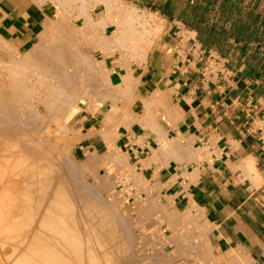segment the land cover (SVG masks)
Instances as JSON below:
<instances>
[{"label":"crops","instance_id":"0c3cea01","mask_svg":"<svg viewBox=\"0 0 264 264\" xmlns=\"http://www.w3.org/2000/svg\"><path fill=\"white\" fill-rule=\"evenodd\" d=\"M115 1L152 15L156 23L142 57L118 49L104 58L99 53L111 83L97 102L72 115L73 160L89 184L75 189L86 199L77 207L94 206L89 214L104 221L93 219L106 226L94 222L103 232L109 202L116 213L129 208L142 249L165 256L159 264H264V0ZM76 6L62 14L78 15ZM99 7L98 20L106 15L105 6ZM58 9L47 0H0V38L29 52L42 43ZM115 25L107 26L106 36ZM87 189L98 192L92 193L102 203ZM59 205L55 214L64 212ZM63 214L62 225L73 221ZM74 217V224L63 227L80 229ZM81 229L74 238L81 234L84 247L86 240L95 246L86 249L92 259L85 248L81 255L80 243L79 252H60L43 232L39 255L55 264H104L107 238L101 239L107 234L94 230L89 239Z\"/></svg>","mask_w":264,"mask_h":264},{"label":"bare ground","instance_id":"6f19581e","mask_svg":"<svg viewBox=\"0 0 264 264\" xmlns=\"http://www.w3.org/2000/svg\"><path fill=\"white\" fill-rule=\"evenodd\" d=\"M34 1V0H33ZM36 2H38L37 0H35ZM47 1H51V2H55L56 4H57V6H58V12H59V16H58V18H57V20H55V21H53V22H50V24H48L47 26H46V29H45V32L43 33V37H42V41H40V42H42V43H39V44H42L43 46L41 47V45H36V46H34L29 52H27L24 56H20V57H13V60H11V59H9L10 60V62H5L6 60H5V58H4V60L2 59L1 60V58H0V73H1V82H2V84L0 85V159H1V162L3 163V165L4 166H2L1 168H0V225L1 224H3V222L5 221V220H7L8 221V225H6V227H5V232L7 233V235H6V239L4 238V240L2 239L1 240V242L2 243H4L5 245H8V247L7 248H9V250H11V252H8V254H7V256H6V254H4V257L6 256V260H7V262H9V263H11V264H39V261H40V263H41V259L43 258V255H44V253H41L40 252V255H39V237L43 234V233H45L44 235H43V237H45V238H47L48 240H49V242L51 243V242H53V241H56V245H57V247L56 246H54V247H56V248H58V249H60V248H62V250L60 251V252H63L64 251V249H67V250H69V249H76L77 248V243H80L81 245H82V243L84 244V242H85V239H84V242H82L83 240L81 239L82 237H81V234H80V236L79 237H77L78 238V240L80 239L81 240V242H79L76 238H74V236L76 235V233L78 234V232H80L81 233V231H80V229H81V227L82 226H80V227H78V228H80V229H76L77 227V225L75 226H70L69 227V229H66V228H64L63 226H65V225H68L69 226V224L71 223H73L74 224V222L72 221V222H69L68 224H65V225H62L63 223H65V221L63 220V218L62 217H64V212H65V215L67 214L68 215V212L71 210V206L70 205H68L67 204V202L69 203V201H71V200H69L68 199V197L70 196V194L68 195V197H67V195L66 194H64V189L65 188H68V192H71L70 191V189H69V187H68V185H67V187L65 186V183H63L62 184V182L63 181H61V180H65V179H61L60 181H61V184H62V189L63 190H61V193H59L60 191H58V189H61V187L59 188V186L58 187H56L57 189H55V191L57 192V195H56V193H55V196H53V198H52V196H50V199H51V208L49 209V207H48V209H47V207H46V212H44L45 214H44V218H43V220H42V223L41 224H39V205L41 204L39 201H43V198H40L39 199V184L42 186V188L45 186V187H47L48 185L50 186V182L51 181H49V180H45L44 178H45V175H49V174H47V172H49L47 169H46V167L45 168H43V169H45L44 171H46V174L44 173V177H42V180L40 179L39 180V177L42 175L43 176V173H41L42 172V170L43 169H41L43 166H41V172H40V170H39V166L40 165H42V164H44V163H42V161L43 160H46L47 161V159H45L46 157H49V156H47L51 151H49L50 150V148H49V150L47 151H45L44 149H42L41 150V147L39 146V145H36L37 144V142H35L34 141V139H32V141L30 140V142H26V141H24L23 143L21 142V146H19V147H10V144H9V141H8V138L10 139V137L9 136H12L11 135V130L12 129H14L13 127H12V125L13 124H16L15 122H10L11 121V119H14L15 121H18L19 123H20V125L21 126H25V128H27V126H30V123H32L31 121H33V125L35 126V129H36V122H35V124H34V120H35V118H32L33 117V115H32V117L31 118H29L30 116H28V119H29V121H28V119L26 120V118L25 119H23L24 117V113H19L18 111V114L19 115H16V113L13 111V113H15V115L16 116H14L13 118H11V116H13V113H8V110H12V107H11V105L9 106L8 105V103L5 101V99L6 98H8V100H11L12 102H13V104L15 105V106H18V108L19 107H21L22 108V111L24 112L25 110H28V109H26V107L28 106V102H27V105H24L23 103L25 102V98L27 99H29L30 98V96H32L33 97V93L34 94H36V96H37V94H38V96L37 97H33V102L35 103V105L38 107V105H43V106H45V108L43 107V106H41V107H43L45 110H46V114H47V116H46V114L44 115L43 113V115L44 116H46V117H48V119L49 120H51V121H56V120H62V125H61V127L62 128H60V129H63V127L64 128H66L67 126H66V123L67 122H65V119L68 117V116H70L71 115V112L73 111V109L75 108V103H76V100H77V98H79V97H77V96H75L76 94H75V92H74V96H72L73 95V91H75V90H78L77 89V87H78V85H76L77 83H74V81H76V76H75V73H73V75L71 76V74L69 73V72H71V71H69L68 73L70 74V76L71 77H69V76H67V77H65V76H63V75H65L66 73H65V70H63L64 71V73H61V75H62V77L63 78H61V76H60V74L58 73V76L56 75V77H60L59 79L60 80H58V81H52V82H48V81H46V74L43 76V74L46 72H44L43 73V71L44 70H48V72L49 73H51L52 72V70H54L55 68H57V66H59V65H53L54 64V62H56V60L54 61L53 60V58H57V57H55V56H53L52 58L49 56L50 54L48 53V56L50 57V59L52 60L51 61V66L53 65L55 68L53 69V67H49V65H48V67L49 68H51V69H48L47 67H45V65H40V64H42V62L40 61V64H39V58H41L42 56H40V54H39V49L40 48H44V46H45V43H46V38L47 37H49V38H52V36H54V32H57L58 34H59V39H57V37H56V39L57 40H59V41H61V39L63 40V38L64 37H67L68 36V38H69V36L73 33V32H71V34L69 35V34H67V29H66V25L67 24H69L70 23V18H75V19H77V20H82V23H83V27H82V29H81V27L79 28L80 30H82V34L84 33V35H85V37L86 38H84V36H83V38L84 39H87V40H89L90 38H92V37H95L96 38V36H98V39L100 38V35L97 33L98 31H99V29H102V30H105L106 28H107V26L111 23V22H114L116 25V30L115 31H113V33H111L112 35H111V38L109 39V40H104V41H102L103 42V47H106V48H108L109 46H111V48L113 47H115V46H117L118 44H116V43H121V41H122V38H123V36L121 37V29H122V27H128L127 28V30L130 28V30L129 31H131V29L133 30L134 29V31H136L138 34H136L135 33V35L134 36H136V35H139V36H141V38H143L142 40H144L145 42H147V40L151 37V36H153L152 35V33L150 32V30L149 29H145V28H141V30H138L139 28H136L135 27V25L136 24H139L141 27H143V26H145V25H143V23H141L140 22V20H141V17L136 13L137 11H135V10H127L126 12H125V14H124V17L121 19V20H118L114 15H113V12L114 11H116L117 13L119 12L118 10H119V6H118V3H117V1H113L112 3H111V0H68L67 2H66V0L64 1H62V0H47ZM114 3V4H113ZM87 4H90V6L89 7H86L87 6ZM98 4H103L104 6H105V8H106V15L103 17V18H101V19H99L98 21H96L92 16H90V14H89V11L91 10V9H93V7H95V6H97ZM70 5H72V6H75V5H77L76 6V8L74 9V11H76L77 12V14L78 15H76V16H73V17H71V16H65V15H63L62 14V12H67L68 10H67V6H70ZM17 22V21H16ZM144 24H145V22H144ZM148 24V23H147ZM148 26V25H147ZM74 28L75 29H77L75 26H74ZM69 30V29H68ZM78 30V29H77ZM80 32V31H79ZM78 32V33H79ZM100 32V31H99ZM125 32V31H124ZM57 33L55 34V35H57ZM132 33V32H131ZM74 34V38H76V36H75V32L73 33ZM80 34V33H79ZM82 34H80V35H82ZM78 35V34H77ZM103 35V34H102ZM125 35V34H124ZM127 36V38H128V34H126ZM73 36V35H72ZM72 36H70V40L71 39H73L72 38ZM78 37V36H77ZM125 37V36H124ZM130 37V36H129ZM61 38V39H60ZM68 38H66V40L68 39ZM136 38H138V37H136ZM1 39V38H0ZM53 39V38H52ZM125 39V38H124ZM129 39V38H128ZM135 39V38H134ZM54 40V39H53ZM70 40L68 41V42H70ZM93 40H95V39H93ZM127 40V39H126ZM141 40V41H142ZM64 41H65V38H64ZM97 41V40H96ZM124 41V40H123ZM134 41V40H133ZM132 41V42H133ZM137 41V40H136ZM143 41V42H144ZM149 41V40H148ZM48 42V41H47ZM52 42H54L53 44H54V46H56V45H58L59 46V44L61 43V42H59V44H56L55 43V41H52ZM94 42V41H93ZM131 42V43H132ZM138 42V41H137ZM151 42V41H150ZM139 43V42H138ZM137 43V44H138ZM141 43V42H140ZM148 43V42H147ZM47 44V43H46ZM49 44V43H48ZM56 44V45H55ZM65 44V43H64ZM64 44H62V45H60V46H63ZM72 44V42H70V44L69 45H71ZM93 44H95V43H93ZM121 44H124V43H121ZM126 44V43H125ZM137 44H135L134 45V48H133V50H134V52L137 50V52H138V50L140 51V49L138 48V46H137ZM142 44V43H141ZM68 45V46H69ZM14 46V45H13ZM49 46V45H48ZM57 46V48L56 47H54V48H56V49H59L60 48V46L58 47ZM119 46V48L120 49H123V48H121L123 45H118ZM117 46V47H118ZM126 46V45H125ZM128 46V45H127ZM49 47H51V46H49ZM48 47V51H50L49 49H52L53 48V45H52V47L51 48H49ZM65 47H66V45H65ZM79 48H77V51L80 49V50H82V51H78L77 53H74V55L75 56H77V58H78V60H79V63L81 62V63H83V65H84V63L87 61V62H89L90 63V61H91V58H96V54H92V53H94V49H95V46L93 45H91L90 44V46H88V47H86L87 49L85 50V47L84 48H80V47H82V46H78ZM89 47H90V50H89ZM140 47V46H139ZM8 48V47H7ZM46 48V47H45ZM44 48V49H45ZM53 48V50H55L56 51V49H54ZM62 48V47H61ZM69 48V50H70V48L71 47H68ZM73 48H74V46H73ZM72 48V49H73ZM144 48V47H143ZM3 49V48H2ZM6 49V48H5ZM9 49H10V47H9ZM15 49H17V48H15ZM14 49V50H15ZM63 49V48H62ZM61 49V50H62ZM65 49V48H64ZM142 49V48H141ZM74 50V49H73ZM114 50V49H113ZM4 51V53H6V54H8V53H10V52H5V51H7V50H3ZM47 51V52H48ZM71 51V50H70ZM109 51L111 52V50L109 49ZM141 51H143V49L141 50ZM52 52V51H51ZM62 51H59L58 50V53L59 54H57L58 55V57H59V55H60V53H61ZM65 52H67V50L65 51ZM64 51H63V53H65ZM110 52H107V53H105V55L106 56H108L109 55V53ZM45 53V52H44ZM54 53V52H53ZM3 55V54H2ZM9 55V54H8ZM47 55V54H46ZM45 56V55H44ZM47 56V57H48ZM75 56H73V57H75ZM62 57H65V56H62ZM69 57H71V55H70V53H69ZM8 57H6V59H7ZM9 58H12L11 56L9 57ZM75 59H76V57H75ZM78 60H76V63H77V61ZM93 60V59H92ZM48 61V59L45 61V62H47ZM50 61V60H49ZM54 61V62H53ZM57 61H58V59H57ZM67 61V60H66ZM53 62V63H52ZM65 62V61H64ZM95 62V61H94ZM49 63V62H48ZM61 63V62H60ZM66 63V65H68L69 63L68 62H65ZM78 63V65L77 66H75V70H76V67H80V65H82L81 63L79 64ZM39 64V65H38ZM43 64H44V62H43ZM62 64H63V66L62 67H64V63L62 62ZM61 64V65H62ZM87 64V63H86ZM86 64H85V66H86ZM90 64H93V62H91ZM89 64V65H90ZM88 65V64H87ZM47 66V65H46ZM91 67H92V65H90ZM89 66V68H87V66H86V69L85 70H87V69H89V70H87L85 73H87L88 71L90 72V74H91V67ZM60 67V66H59ZM58 67V68H59ZM72 67H74V66H72ZM93 69L92 70H94L95 69V63H94V66L92 67ZM4 69V70H3ZM64 69H66V68H64ZM68 69H69V65H68ZM102 69V68H101ZM43 70V71H42ZM49 70H51V72L49 71ZM70 70V69H69ZM85 70H83V71H85ZM104 70V69H103ZM27 71H32L33 72V74L32 75H34V73H36L37 71H39L40 73H43L42 75L40 74V73H38V74H40V79L41 80H43V79H45V83H43L42 81V83L44 84V85H46V86H42V87H48V90L46 89L45 90V92H41L40 91V89H39V91H37L38 89H36L37 87H35V88H33V87H31L30 86V84L32 83H34V84H37V82L36 81H38L39 80V76L37 75H35V76H31V77H35V81L34 82H29V80H27L26 78L27 77H25V74H26V72ZM42 71V72H41ZM59 72H60V69L58 70ZM68 71V70H67ZM66 71V72H67ZM77 71V70H76ZM48 72H46V73H48ZM56 72V74H57V71H55ZM78 72H80V71H78ZM78 72H76V75L78 74ZM82 72V71H81ZM80 72V73H81ZM93 72V71H92ZM67 73V75H69ZM79 73V74H80ZM83 73H81V75H82ZM48 75V74H47ZM84 75V74H83ZM82 75V76H83ZM89 75V74H88ZM26 76H28V75H26ZM51 77H52V79L53 78H55V77H53V74L52 75H50ZM54 76H55V73H54ZM91 76V75H90ZM108 77V76H107ZM28 78H29V76H28ZM78 78H80V75L78 76ZM91 77H89V79H90ZM33 79V78H32ZM38 79V80H37ZM56 79V78H55ZM80 79H82V77L80 78ZM48 80V79H47ZM51 80V79H50ZM88 80V79H87ZM86 80V81H87ZM85 81V80H84ZM89 81V80H88ZM36 82V83H35ZM39 82H40V80H39ZM77 82L79 83V80L77 79ZM81 82V81H80ZM83 82V81H82ZM42 83H41V85H42ZM85 83V82H84ZM106 83V82H105ZM108 83V82H107ZM80 85H81V83H79ZM38 85H40V83H38ZM87 85V84H86ZM128 85V84H127ZM35 86V85H34ZM37 86V85H36ZM83 86V85H82ZM81 86V87H82ZM119 86V85H118ZM41 87V86H40ZM41 87V88H42ZM50 87V88H49ZM70 87H72V88H70ZM80 87V88H81ZM110 88V87H109ZM45 89V88H44ZM71 89H74L73 91L71 90ZM87 89V88H86ZM43 90V89H42ZM91 90H93V89H91ZM123 90H121V92H122ZM127 92V91H126ZM78 94V93H77ZM82 94V93H81ZM90 94V93H89ZM40 95V96H39ZM79 96H80V98L79 99H81L82 97H81V95H80V93H79ZM93 96V95H92ZM74 97H76V98H74ZM91 97V96H90ZM101 97V96H100ZM122 98V97H121ZM31 100V101H32ZM10 101V102H11ZM30 101V100H29ZM30 101V102H31ZM6 102V103H5ZM32 102V103H33ZM13 105V106H14ZM30 105H32V104H30ZM9 107H11V108H8ZM25 107V110L23 109ZM33 107H35V106H33ZM27 108H29V107H27ZM31 108H32V106H31ZM30 108V109H31ZM15 110H16V107L14 108ZM34 109H36V107L34 108ZM75 110V109H74ZM9 111V112H10ZM20 111V110H19ZM21 111V112H22ZM31 111H32V113H31ZM33 108H32V110H30V113L31 114H33ZM12 112V111H11ZM25 112H27V111H25ZM29 112H28V114L29 115H31ZM36 113V111L34 112V114ZM39 111L35 114V117H37V119L39 120V118H38V115H39ZM10 114H12V115H10ZM40 115H41V113H40ZM44 116H43V118H44ZM23 117V118H22ZM42 117V116H41ZM50 117V118H49ZM11 118V119H10ZM20 118H22L23 119V121H20L19 119ZM63 118V119H62ZM70 118V117H69ZM30 119H31V121H30ZM34 119V120H33ZM41 119V118H40ZM44 119H46V118H44ZM44 119H43V121H44ZM13 120V121H14ZM123 120V119H122ZM43 121H41V122H43ZM10 123H12V125L10 124ZM29 123V124H28ZM48 123V122H47ZM46 123V124H47ZM7 124H9V125H11V126H9L8 128H7ZM32 125V124H31ZM32 125V126H33ZM33 126V127H34ZM75 126V125H74ZM10 127L12 128L11 130H10ZM16 127L18 128H20V126H17V124H16ZM17 128H15L16 130H17ZM29 128V127H28ZM27 128V129H28ZM38 128H39V126H38ZM14 129V130H15ZM30 129H32V128H29V130L28 131H30ZM19 130V131H18ZM17 130V133L18 132H20V131H22L21 130V128L20 129H18ZM26 130V129H25ZM34 130V129H33ZM38 130V129H37ZM13 131V130H12ZM66 131V130H65ZM27 132V131H26ZM22 133V132H21ZM24 133V132H23ZM63 134V133H62ZM80 135V134H79ZM24 139V138H23ZM20 140V139H19ZM25 140H27L26 138H25ZM36 140V139H35ZM38 140V139H37ZM28 141V140H27ZM39 141V140H38ZM31 142H35L36 144V146H38V147H40V148H38V147H35V149H33L34 147H33V144L31 143ZM40 143H42V141H39ZM78 142V141H77ZM11 143V142H10ZM13 143V142H12ZM12 145V144H11ZM47 144H45V146H46ZM16 146V145H15ZM43 147V146H42ZM109 147V146H108ZM113 147V146H112ZM46 148H48V147H46ZM45 148V149H46ZM64 153V152H63ZM61 156V155H60ZM112 156V158H114L113 160H115L116 158V156L114 157V154L113 155H111ZM110 156V157H111ZM58 157V156H57ZM67 158V157H66ZM94 158V157H93ZM103 159V158H102ZM62 160H63V158H62ZM68 160V159H67ZM99 160H100V158H99ZM54 161H56V160H54ZM70 161V160H69ZM119 161V160H118ZM117 161V162H118ZM49 162V164H50V161H48ZM47 162V163H48ZM65 162V161H64ZM68 162V161H67ZM96 162V161H95ZM42 163V164H41ZM56 163V162H55ZM54 163V164H55ZM91 163H92V161H91ZM91 163H89V164H91ZM99 163V161L97 160V164ZM40 164V165H39ZM51 164H52V162H51ZM60 164V163H59ZM72 164V163H71ZM82 164H83V162H82ZM86 164H88V163H84V165H83V167L84 166H88V165H86ZM95 164V163H94ZM2 165V164H1ZM60 166V165H59ZM82 166V165H81ZM92 166V165H91ZM89 167V166H88ZM87 167V168H88ZM60 168V167H59ZM63 169V168H62ZM52 170V169H51ZM51 170H50V172H51ZM60 170V169H59ZM66 170V169H65ZM68 170V169H67ZM85 170V169H84ZM92 171H94V169H91ZM55 171H57V169L55 170ZM54 171V172H55ZM91 171V172H92ZM39 172H40V176H39ZM53 172V171H52ZM66 172V171H65ZM70 172H72L71 170H70ZM95 172V171H94ZM80 173V172H79ZM50 174H52V173H50ZM67 174L69 175V174H71V173H69V172H67ZM73 174H75V172L73 173ZM54 175V174H53ZM50 176V175H49ZM52 176V175H51ZM70 176V175H69ZM69 176L67 177V178H69ZM72 176H74V175H72L71 174V179H73L72 178ZM118 176V175H117ZM54 177V176H53ZM53 177H51V179L49 178V177H47V178H49L50 180H52L53 181ZM80 177V176H79ZM84 177V176H83ZM34 178V181L33 180H30V179H33ZM55 178V177H54ZM74 178H75V176H74ZM76 178H77V176H76ZM82 178V177H81ZM44 179V180H43ZM56 179V178H55ZM78 180V179H77ZM39 181H40V183H39ZM48 181V182H47ZM66 181V180H65ZM73 182V180H70V182ZM67 182V181H66ZM78 182V181H77ZM76 182V183H77ZM50 183V184H49ZM54 183V182H53ZM74 183V182H73ZM73 183H71V184H73ZM105 183H107V182H105ZM33 184V185H32ZM58 184H59V182H58ZM61 184H59V185H61ZM83 184V183H82ZM88 186H89V184L88 183H86ZM29 185H31L30 187H32L33 189H35V191H36V193L35 194H37L35 197L36 198H34V195H28V193L27 192H25V193H23V194H20V191L21 190H23V187H26V186H29ZM70 185V184H69ZM75 185V184H74ZM78 185V184H77ZM85 185V184H84ZM83 185V187L85 188V186ZM92 185V184H91ZM63 186H65V187H63ZM72 186V185H71ZM101 186V189H103L104 187H106V186H104V187H102V185H100ZM109 186V185H108ZM29 188V187H28ZM50 188V187H49ZM76 188V187H75ZM84 188H82V189H84ZM96 188V187H95ZM97 188H99V187H97ZM48 189V188H47ZM46 189V190H47ZM78 189H79V187H78ZM86 189V188H85ZM105 189V188H104ZM25 190V189H24ZM27 190V189H26ZM44 190V189H43ZM73 190H75V189H73ZM80 190V189H79ZM97 190H99V189H96V191ZM48 191V190H47ZM50 191V190H49ZM52 191V190H51ZM85 191V190H84ZM89 191H91L90 193H92L94 190H88L87 189V192L89 193ZM28 192H30V191H28ZM63 192V193H62ZM67 192V193H68ZM76 192V195L78 194L77 193V191H75ZM86 192V193H87ZM52 193H53V191H52ZM65 193H66V191H65ZM87 193V194H88ZM89 193V194H90ZM93 193H95V195H97L96 197H98L99 195L98 194H96V193H98V192H93ZM93 193H92V195L91 196H93ZM32 194V193H31ZM49 194V193H48ZM54 194V193H53ZM52 194V195H53ZM81 193H79L78 194V196L80 195ZM86 194V195H87ZM100 194H101V192H100ZM50 195V194H49ZM72 197H73V192H72ZM40 196H43V195H41L40 194ZM77 196V197H78ZM83 196H85V195H83ZM88 197H89V195H87ZM101 196V195H100ZM94 197V196H93ZM96 197H94L95 199H96ZM71 198V197H70ZM75 197H73V199H74ZM87 198V197H86ZM101 198H102V196H101ZM101 198H99V201H100V199ZM73 199H72V202H73ZM82 199H83V197H82ZM88 199V198H87ZM98 199V198H97ZM96 199V200H97ZM103 199V198H102ZM45 198H44V202H45ZM77 200V199H76ZM80 199H79V197H78V201H79ZM86 201V199H85V197H84V199H83V201ZM92 200V199H91ZM95 200V202L96 203H98L97 201ZM75 201V200H74ZM80 201H82V200H80ZM80 201H79V204H80ZM85 201H84V204H85ZM104 201V200H103ZM63 202H64V204H63ZM71 202V203H72ZM94 201L92 200V203H93ZM40 203V204H39ZM61 203V204H60ZM74 203V202H73ZM72 203V204H73ZM100 203H102V200L100 201ZM100 203H98V205H99V207L101 208L102 206L100 205ZM114 203V202H113ZM28 204H32V206H30V210H29V206H28ZM61 205V206H63V207H65L64 209H62V210H64V212L63 213H61L60 212V210H57V211H59L61 214H63V216L60 214H58V213H54V207L56 206V205ZM71 204V205H72ZM84 204H83V207H84ZM94 204V203H93ZM44 205V204H43ZM48 205H50V203H48ZM59 205V206H60ZM65 205V206H64ZM73 205H75V204H73ZM89 205V204H88ZM97 205V204H96ZM97 205V206H98ZM6 206H7V212H6V210H5V208H6ZM41 207H42V204L40 205ZM76 206H78V205H76ZM106 206H108V205H106ZM105 206V208L106 209H108L107 207ZM114 206H115V204H114ZM41 207H40V210H41ZM80 207H82V206H80ZM94 207V206H93ZM93 207H92V209L90 208V210L92 211H94V209H93ZM99 207H97V208H99ZM112 207V206H111ZM56 209H57V206L55 207ZM61 207H59L58 209H60ZM72 208H74V207H72ZM76 208H78V212H80L81 210H79V207H76ZM88 208V206L85 208V209H87ZM100 208H99V212H100V214H102L101 213V211H100ZM103 208V207H102ZM105 208H103V210L102 211H104V209ZM113 208H115V207H113ZM45 209V208H44ZM70 209V210H69ZM85 209H83V210H85ZM4 210H5V212H4ZM43 210V209H42ZM74 210V209H73ZM72 210V211H73ZM90 210L88 211V210H85V211H88V212H90ZM109 210V209H108ZM107 210V211H108ZM114 210V209H113ZM112 210V211H113ZM76 211V209L74 210V212ZM117 211V210H116ZM56 212V211H55ZM82 212H84V211H82ZM96 212V211H95ZM98 212V211H97ZM99 212L97 213V214H99ZM110 212V211H109ZM56 215V217L58 216L59 218L57 219V218H55V220H57V223H55V224H58L59 226H56L55 224H54V219H53V215L54 214ZM77 213V212H76ZM91 213V212H90ZM104 213V212H103ZM114 213V212H113ZM46 214H48V215H46ZM58 214V215H57ZM83 214V213H82ZM86 214V216H87V218L89 217V215L91 216H93V213L92 214H89V215H87V213H85ZM85 214H83V215H85ZM99 214V215H100ZM106 214V217H107V221H108V218H111V217H109L108 216V213L106 212L105 213ZM105 214H103V215H101V217H103ZM117 214V213H116ZM41 215V214H40ZM66 215V216H67ZM72 215V212H69V216H71ZM77 216L79 215V214H76ZM75 214H74V216H76ZM81 215V214H80ZM110 215H112L113 217H115L113 214H111V212H110ZM43 216V215H42ZM61 216V217H60ZM67 217V219L68 218H70V217ZM73 216V215H72ZM71 216V217H72ZM82 216V215H81ZM86 216H84V217H86ZM83 217V216H82ZM94 217V216H93ZM95 217H98V215L97 216H95ZM95 217L94 218H91V223H92V219H94L95 220ZM101 217H99V219L101 218ZM117 217V216H116ZM42 218V217H41ZM40 218V219H41ZM64 218H66V217H64ZM74 218H75V220L77 219V217H73V220H74ZM86 218V219H87ZM90 218H88V219H90ZM71 219V218H70ZM69 219V220H70ZM80 219V216H79V218H78V220ZM87 219V220H88ZM104 220H106L105 218H103ZM115 220H117L118 221V219L117 218H114ZM77 220V221H78ZM96 220H98V219H96ZM95 220V221H96ZM112 220V222L114 223L115 221H113V218L112 219H110V221ZM121 220V219H120ZM119 220V221H120ZM81 221V220H80ZM95 221H93V222H95ZM101 221H103L102 219L99 221L98 220V222L100 223ZM107 221H106V223H107ZM117 221L115 222V223H117ZM56 222V221H55ZM97 222V221H96ZM95 222V223H96ZM104 222V221H103ZM62 223V224H61ZM80 223V222H79ZM95 223H92V224H95ZM102 223V222H101ZM70 224V225H71ZM78 224V223H77ZM91 224V225H92ZM97 224V223H96ZM105 224V223H104ZM112 224V223H111ZM118 224H119V222H118ZM117 224V225H118ZM41 225V226H40ZM81 225H82V223H81ZM87 225V224H86ZM98 226L100 225V226H102L101 224H97ZM108 225L109 224H107V228H108ZM40 226V227H39ZM62 226V227H61ZM67 226V227H68ZM88 226V225H87ZM92 226H94V225H92ZM98 226H96V229L94 228V230H96L97 231V227ZM104 226V225H103ZM113 226V227H112ZM110 225V227L107 229V232H103V231H101V230H99L100 232H103V233H105V235L104 236H106V234H110L111 236V238L113 237V236H115V229H117L118 228V226H120L121 227V225H118V226H115V225ZM126 226V225H125ZM104 227H106V226H104ZM104 227H102V228H104ZM116 227V228H115ZM120 227H119V229H120ZM123 227H124V225H123ZM122 227V228H123ZM113 228H114V230H113ZM87 229L89 230V227H87ZM106 229L104 230V231H106ZM29 230H32L34 233H33V236H31L30 238H28L27 236L29 235H27V233H29L30 231ZM81 230H83V229H81ZM84 230H86V229H84ZM83 230V231H84ZM3 231V232H4ZM39 231H41L40 233H39ZM82 231V232H83ZM90 231V230H89ZM89 231H88V233H89ZM99 231H97V232H99ZM115 231V232H114ZM126 231V230H125ZM43 232V233H42ZM97 232H96V234H97ZM84 233V232H83ZM86 233V232H85ZM90 233H91V231H90ZM89 233V234H90ZM95 233V232H94ZM124 233V232H123ZM122 233V235H124ZM3 234V233H2ZM91 234H93V233H91ZM114 234V235H113ZM0 235H1V233H0ZM86 235V234H85ZM100 235V234H99ZM103 235V234H102ZM120 235V234H119ZM119 235H117V237L119 236ZM88 236V235H87ZM93 236V235H92ZM109 236V235H108ZM125 236V235H124ZM124 236H123V238H124ZM42 237V236H41ZM42 237V239L44 240V238ZM89 237V236H88ZM87 237V238H88ZM94 237H96V236H94ZM102 237V236H101ZM110 237H108V238H110ZM116 237V236H115ZM120 237H121V235H120ZM2 238V237H1ZM85 238H86V236H85ZM92 239H93V237H91ZM103 238V237H102ZM107 238V236L106 237H104L103 239H101V241L103 240L104 241V239H106ZM119 238V237H118ZM118 238H116V241H117V239ZM122 238V237H121ZM90 239V238H89ZM88 239V240H89ZM114 240L113 241H115V238H113ZM128 238L126 237V240H127ZM29 240V241H28ZM109 242H110V240H108ZM115 241V242H116ZM124 241H125V239H124ZM124 241H122V242H124ZM1 242H0V244H1ZM48 242V243H49ZM107 242V241H106ZM102 242V244L104 245V244H106V249H107V247H108V245L109 244H107V243H109V242ZM41 243V242H40ZM86 243H88L89 245H87V247H84V245H82V246H80V244H79V248H82L81 250H80V253H82L81 255H83V257H85L88 253L90 254H88L89 256L88 257H86V258H90V256H91V258L90 259H92V255H93V253H92V255H91V251L90 252H88V250H90V249H92V247H93V245L91 246V244L86 240ZM91 243H92V241H91ZM98 243H101V242H97V244ZM111 243V242H110ZM114 242H112V244H113ZM117 243V242H116ZM149 243V242H148ZM93 244H95L94 242H93ZM118 244V243H117ZM117 244H115L116 245V248H118V249H120L119 250V253H117L116 252V254H118L117 255V258H115L116 260L114 261L113 260V263H112V259L110 258V256H109V254L108 253H106L107 254V258H106V262L105 261H103L104 260V258H102V256L100 257L99 255V257L100 258H102L101 260L103 261V263L104 264H126V263H124V259H123V253H122V249H124V245H123V243H122V245H121V243H119L120 245L119 246H117ZM125 244V243H124ZM129 244H131V243H129ZM133 244V243H132ZM146 244V243H145ZM26 245H27V248H26ZM49 245H52V244H49ZM86 245V244H85ZM100 245V244H99ZM114 245V246H115ZM126 245H127V243H126ZM4 246V245H3ZM53 246V245H52ZM70 246H71V248H70ZM88 246H89V248H88ZM97 246V245H96ZM111 246V245H110ZM114 246H112V247H114ZM122 246H123V248H122ZM0 247H2V246H0ZM23 247H25V248H23ZM51 247V246H50ZM60 247V248H59ZM95 247V246H94ZM93 247V248H94ZM100 247H101V245H100ZM99 247V248H100ZM23 248V250L25 249V251L27 250V253L25 254V253H22V255H20L19 256V254L21 253V251L22 252H24L23 250H21ZM85 248V252L83 251V249ZM99 248H97L98 250H100ZM116 248L115 249H112L111 251L109 250L110 248H108V251H110V254H111V252H114V250L116 251ZM86 249H88L87 251H86ZM105 249V248H104ZM7 250V249H6ZM5 250V251H6ZM8 250V251H9ZM55 250V249H54ZM78 250V248L76 249V251ZM102 250H103V248H102ZM101 250V251H102ZM122 250V251H121ZM4 251V253H7V251L5 252ZM82 251V252H81ZM93 251H95V249H93ZM100 251V252H101ZM118 251V250H117ZM124 251H126V250H124ZM77 252H79V251H77ZM76 252V254H78ZM83 252L84 253H86L85 254V256H84V254H83ZM95 252H97V251H95ZM94 252V254L97 256V254L99 253H95ZM104 252V251H103ZM2 253V252H1ZM11 253V254H10ZM65 253H67V255L69 256V251H66ZM73 253H75V252H73ZM102 253V252H101ZM101 253H100V255H101ZM10 254V255H9ZM24 254V255H23ZM43 254V255H42ZM70 256L69 257H71L72 259H73V257H72V253L70 252ZM112 254H114V253H112ZM122 254V255H121ZM125 254V253H124ZM128 255H129V252L127 253ZM9 255V256H8ZM60 255V254H59ZM73 255H75V254H73ZM78 255H80V254H78ZM77 255V256H78ZM115 255V254H114ZM41 256V257H40ZM62 256V255H61ZM76 256V255H75ZM76 256V259L79 257H77ZM103 256H104V254H103ZM109 256V257H108ZM125 256H126V254H125ZM132 256H133V254H132ZM39 257H40V260H39ZM48 257V256H47ZM47 257L45 256L44 258L46 259V260H44V258L42 259V261L44 260V262H42V264H44L45 263V261H47V262H50L51 261V259H52V262H50V264H55V262L56 261H53V258H51V259H47ZM50 257V256H49ZM82 257V256H81ZM81 257L80 258H78L79 259V261L81 260ZM82 257V258H83ZM106 257V256H105ZM115 257V256H114ZM120 257V258H119ZM127 257V256H126ZM71 258H69V259H71ZM93 258H94V256H93ZM129 258H131V256L129 257ZM85 259V258H84ZM84 259L82 260V261H84ZM114 259V258H113ZM133 258H131V260H132ZM170 258H168V260H169ZM5 260V261H6ZM94 260H99L97 257L94 259ZM167 260V261H168ZM68 261V260H67ZM86 261L88 262V260H85V264H87L86 263ZM133 261V260H132ZM139 261V260H138ZM166 261V262H167ZM170 261L171 260H169V262H167V263H170ZM6 262V263H7ZM54 262V263H53ZM92 261L90 260V262H88V264H90ZM94 262V261H93ZM98 262V263H97ZM95 264H100V260L99 261H97ZM8 263V264H9ZM81 264H84V263H82V262H80ZM102 263V262H101ZM149 263V262H148ZM147 263V264H148ZM150 263H151V261H150ZM157 263V262H156ZM1 264V263H0ZM47 264H49V263H47ZM57 264H59L58 262H57ZM94 264V263H93Z\"/></svg>","mask_w":264,"mask_h":264},{"label":"rangeland","instance_id":"374dc122","mask_svg":"<svg viewBox=\"0 0 264 264\" xmlns=\"http://www.w3.org/2000/svg\"><path fill=\"white\" fill-rule=\"evenodd\" d=\"M15 2H17V3H19V4H22V3H25V2H27V0H14ZM37 1H39V0H37ZM63 1V0H62ZM65 1V0H64ZM68 0H66V2H67ZM114 1V0H113ZM112 0H111V3L113 2ZM115 2V1H114ZM118 3V2H117ZM114 4V3H113ZM99 5H101V4H98L97 6H95V7H93V9H91V14H92V16L94 17V19H96V21H98V18L103 14H99V12H100V10L102 9V8H100L99 7ZM118 6H119V13H120V16H118L117 18H118V20H121L123 17H124V14H125V12L129 9L128 7H126L125 5H121V4H119L118 3ZM71 7H72V5H71ZM74 7V6H73ZM98 7V8H97ZM97 8V9H96ZM67 9L69 10V11H71L72 9L70 8V6H68L67 7ZM130 10V9H129ZM131 10H133V9H131ZM140 17H141V20H140V22L141 23H143V25H145V26H143V27H141L139 24H136L135 25V27L136 28H139L138 30H141V28L143 29V28H145V29H150L151 28V25H153L154 23H156V22H154V17L152 16V15H145V14H142L141 12H139V11H137L136 12ZM99 14V15H98ZM71 17H73V16H71ZM97 17V18H96ZM70 20V23L69 24H67L66 25V31H67V34H71V32H75L76 34H75V36H76V38H74V34L72 33L70 36H72V38L73 39H71L70 40V36H69V38H68V36L67 37H64L65 38V41H64V38H63V40L61 39V41H59V40H57V39H59V37L61 36H59V34L57 33V32H54V36H52V38L54 39H52V38H49V37H47L46 38V40L48 41H46V43H45V46H44V48H40L39 49V54H40V56H42L41 58H39V64H40V61L42 62V64H40L41 66L42 65H45V67H47L48 69H51V68H49V67H53V69L55 68L53 65H59V66H57V68H55L54 70H52V72H51V70H49L51 73H49L48 72V70H42L43 71V73L46 71V72H48V73H40L39 71H37L36 73H34V75H32L33 74V72L32 71H27L26 72V74H25V77H27L26 79L27 80H29V82H34L36 79H35V77H31V76H39V80H40V82H39V80L38 81H36L37 82V84H30V86L31 87H33V88H35V87H37L36 89H38L37 91H39V89H40V91L42 92H45V90L47 89L48 90V87L46 88V87H42L44 84L43 83H45V79H43V80H41L40 78V74L42 75L43 74V76L45 75L46 76V81H48V82H52V81H58V80H60L59 78L60 77H56V75L58 76V73L60 74V76H61V78H63L62 77V75H61V73H64V71L63 70H65V75H63V76H65V77H67V76H69V77H71L72 75H73V73H75V76H76V81H74V83H77L76 85H78V87H77V89L78 90H75V91H73L74 89H71L72 91H73V95L72 96H74L75 94V96H77V97H79L80 98V96H79V93H80V95H81V99H79V98H77V100H76V103H75V110L73 109V111L71 112V115L70 116H68L66 119H65V122H67L66 123V128H64L63 127V129H60V128H62L61 127V125H62V120H56L55 122L54 121H51V120H49L48 119V117H46L47 116V112H46V110L44 109L45 108V106H43V105H38V107L35 105V103L33 102V97H37L38 96V94H37V96H36V94H32L33 95V97L32 96H30V98L28 99H26L25 98V102L23 103L24 105H27V102H28V106L27 107H29V108H27L26 107V109H28V110H25V107L23 108L25 111H27V112H23L22 111V108L21 107H19L18 108V106H15L14 104H13V102L11 101V100H8V98H6L5 99V101L8 103V105L10 106L11 105V107H12V112L10 111V110H8V113H13V111L16 113L17 111L19 112V113H24V118L23 119H25L26 117V120L28 119V116H30L29 118H31L32 117V115H33V117L32 118H35V120H34V124H35V122H36V129H35V126L33 125V121H31V119H30V121L32 122V123H30V126H27V128L29 127V128H32V129H30V131H28L29 130V128L27 129V128H25V126H21L20 125V123L18 122V121H15L14 119H11V118H13L14 116H16V115H19L18 114V112L16 113V115H15V113H13V116H11V121L10 122H15L16 124H17V126H20V128H21V130L22 131H20V132H18L17 133V130L18 129H20L19 127L17 128L16 127V124H13L12 125V123H10L11 125H12V127L15 129V128H17V130L15 129H12L11 127H10V130H11V135L12 136H9L10 137V139L8 138V141H9V144H10V147H19V146H21L20 144H21V142L23 143L24 141H26V142H30V140L32 141V139H34V141L35 142H37V144L34 142H31L32 144H33V147L35 146V147H38V146H36V145H39L40 147H41V150L42 149H44L45 151L47 150H49V148H50V150L49 151H51L47 156H49V157H46L45 159H47V161L46 160H43L42 161V163H44V164H42V165H40L39 166V170H40V172H41V169H43V168H45L46 167V169L49 171V172H47V174H49L48 176L47 175H45V180H49V181H51L49 184H50V186L48 185L47 187H43L42 188V186L39 184V199L40 198H43V201L41 200V201H39L41 204H42V207L39 205V217L41 218L42 217V215H43V212L44 211H46V207H47V209H48V207H49V209L51 208V199L53 198V196H55V193H56V195H57V192L58 191H60L59 193H61V190H63L62 189V184L63 183H65V186L67 187V185H68V187H69V189H70V191L71 192H68L69 190H68V188H65L64 190L66 191V193H65V191H64V194H66L67 195V197H68V195L71 193L72 194V192H73V197H75L74 199H73V197H72V195L70 194V196L68 197V199L69 200H71V201H69V203L67 202V204L68 205H70L71 207V210L69 211V212H72V215H73V217H74V213L75 212H77L79 215L78 216H86V214L85 213H87V215H89L88 213V211H85V210H88V209H85L84 207H79V210H81L80 212H78L77 210H78V208H76V207H74V208H72L73 207V204H75V205H77V204H79V201L80 200H82L83 201V199H84V193H82V192H78L77 191V193L79 194V193H81L79 196H78V194L76 195V192H75V190H73V189H78V187L80 188L81 187V185H83V184H85L86 183V181L84 180V177H83V168H82V166L80 165V164H78V163H75V161L73 160V137H74V134H75V130H76V123L72 120V115L75 113V111L79 108V107H82V106H84V105H89V104H92V103H94V102H97L101 97L100 96H102V94L104 93V90L108 87V84L109 83H111V74H110V72H108L107 70H106V68H105V66L101 63V58H100V54L99 53H101V56L104 58L106 55H105V53H107V52H110L109 51V49L111 50V52L109 53V55L108 56H110L111 54H113V51L115 50V49H118L120 52H121V54L122 55H124V56H126V55H132V54H138L140 57H142L143 55H144V52H145V49L144 48H142L143 47V45L146 43L144 40H142L143 38H141V36H139V35H136V36H134L135 35V33L136 34H138L136 31H134V29L132 30L131 29V31H129L130 30V28L127 30V28L128 27H122V29H121V37L123 36V38H122V41H121V43H124V44H121V43H116V44H118V45H123L121 48H123V49H120L119 48V46L117 47V46H115L114 48L112 47L111 48V46H109L108 48H106V47H103V42L102 41H104V40H109L110 38H111V36H106L105 35V30H102V29H99V31L97 32L99 35H100V38L98 39V36H96V38L95 37H92V38H90L89 40H87V39H84V38H86L85 37V35H84V33L82 34V30H80L79 28L81 27V29H82V27H83V23H82V20H77V19H75V18H70L69 19ZM144 22H145V24H144ZM148 23V24H147ZM111 24H115L114 22H111ZM148 25V26H147ZM74 26L78 29H75L74 28ZM116 27V26H115ZM69 29V30H68ZM80 31V32H79ZM125 31V32H124ZM80 34H82V35H80ZM132 32V33H131ZM151 32V31H150ZM57 33V35H55ZM152 33V35H153V32H151ZM78 34V35H77ZM103 34V35H102ZM125 34V35H124ZM126 34H128L129 36H128V38L126 37L127 35ZM57 37V39H56V37ZM78 36V37H77ZM83 36H84V38H83ZM125 36V37H124ZM136 37H138V38H136ZM66 38H68L67 40H66ZM125 38V39H124ZM135 38V39H134ZM93 39H95V40H93ZM127 39V40H126ZM70 40V42H72V44L71 45H69L70 44V42H68ZM97 40V41H96ZM124 40V41H123ZM134 40V41H133ZM139 42H137V41ZM142 40V41H141ZM52 41H55V43L56 44H59V42H61L60 44H59V46L60 45H62V44H64L63 46H60V48L59 49H56L57 48V46L58 45H56V46H54V42H52ZM94 41V42H93ZM133 41V42H132ZM144 41V42H143ZM132 42V43H131ZM142 44H141V43ZM49 43V44H48ZM93 43H95V44H93ZM126 43V44H125ZM138 43V44H137ZM90 44L93 46H95V49H94V53H92V54H96V58H91V61H90V63L91 62H93V64H90L89 62H85L84 63V65H83V63H81L82 65H80V67L78 68V67H76V70L74 69L75 68V66H77L78 65V63H79V60H78V58H77V56H75L74 55V53H77L78 51H82V50H78L77 51V48H79L78 46H82V47H80V48H84L85 47V50L87 49L86 47H88V46H90ZM135 44H137V46H138V48L140 49V51L138 50V52H137V50L134 52V50H133V48H134V45ZM51 46L52 47V45H53V48L54 47H56V48H54V49H56V51L55 50H53V48L52 49H49L50 51H48V47L49 46ZM65 45H66V47H65ZM69 45V46H68ZM126 45V46H125ZM128 45V46H127ZM43 46V45H42ZM41 46V47H42ZM58 46V47H59ZM73 46H74V48H73ZM84 46V47H83ZM8 47V48H7ZM9 47H10V49H9ZM51 47H49V48H51ZM63 49H62V48ZM68 47H71L70 48V50H69V48ZM3 48V49H2ZM6 48V49H5ZM15 48H17L16 46H13V44L11 43V42H5V41H3L2 39H0V58H1V60L3 59L4 60V58H5V62H10V60L9 59H11V60H13V57H20V56H24L27 52H21V51H19V49L17 48V49H15ZM65 48V49H64ZM74 50H73V49ZM143 49V51H141L142 49ZM15 49V50H14ZM62 49V50H61ZM114 49V50H113ZM3 50H7V51H5V52H10V53H8V54H6V53H4V51ZM58 50L59 51H62L61 53H60V55H59V57H58V55L57 54H59L58 53ZM67 50V52H65ZM88 50V49H87ZM89 50H90V47H89ZM48 51V52H47ZM52 51V52H51ZM63 51L65 52V53H63ZM45 52V53H44ZM54 52V53H53ZM74 52V53H73ZM48 53L50 54L49 56L52 58L53 56H55V57H57V58H53V60L55 61L56 60V62H54V64L51 66V59H50V57L48 56ZM57 53V54H56ZM69 53H70V55H71V57H69ZM3 54V55H2ZM47 54V55H46ZM45 55V56H44ZM53 55V56H52ZM12 57V58H9V57ZM48 56V57H47ZM62 56H65V57H62ZM73 56H75L76 57V59H75V57H73ZM6 57H8L7 59H6ZM48 59V61L47 62H45L46 60ZM57 59H58V61H57ZM93 59V60H92ZM50 60V61H49ZM67 60V61H66ZM76 60H78L77 61V63H76ZM68 62L69 64V69H68V65H66V63L65 62ZM95 61V62H94ZM43 62H44V64H43ZM49 62V63H48ZM52 62V63H53ZM61 62V63H60ZM62 62L65 64L64 65V67H62L63 66V64H62ZM79 63V64H80ZM88 65H87V64ZM94 63H95V69L94 70H92L93 68V66H94ZM38 64V65H39ZM62 64V65H61ZM77 64V65H76ZM85 64H86V66H87V68H89V66L90 65H92V67L90 68L91 69V74H90V70L89 69H87V70H89L87 73H85L87 70H85L86 69V66H85ZM90 64V65H89ZM47 65V66H46ZM48 65H49V67H48ZM72 66H74V67H72ZM79 66V65H78ZM59 67V68H58ZM64 68H66V69H64ZM102 68V69H101ZM60 69V72L58 71ZM104 69V70H103ZM4 70V69H3ZM68 70V71H67ZM83 70H85V71H83ZM41 71V72H42ZM55 71H57V74H56V72ZM67 71V72H66ZM69 71H71V72H69ZM78 71H82L81 73H83L82 75H81V73L80 72H78ZM93 71V72H92ZM71 74V76H70V74ZM76 72H78V74L76 75ZM38 73H40V74H38ZM54 73H55V76H54ZM67 73L69 74V75H67ZM80 73V74H79ZM48 74V75H47ZM53 74V77H55V78H53L52 79V77L50 76V75H52ZM89 74V75H88ZM26 75H28L29 76V78H28V76H26ZM31 75V76H30ZM80 75V78L82 77V79H80V78H78V76ZM91 75V76H90ZM108 76V77H107ZM89 77H91L90 79H89ZM0 78H1V73H0ZM33 78V79H32ZM48 79V80H47ZM51 79V80H50ZM58 79V80H57ZM77 79L79 80V83H81V85L77 82ZM89 81H88V80ZM85 80V81H84ZM87 80V81H86ZM43 83H42V82ZM81 81V82H80ZM83 81V82H82ZM35 82V83H36ZM85 82V83H84ZM106 82V83H105ZM108 82V83H107ZM38 83H40V85H38ZM41 83H42V85H41ZM2 84V82H1V79H0V85ZM87 84V85H86ZM35 85V86H34ZM37 85V86H36ZM83 85V86H82ZM42 88H41V87ZM44 86H46V85H44ZM82 86V87H81ZM81 87V88H80ZM45 88V89H44ZM50 88V87H49ZM70 88H72V87H70ZM87 88V89H86ZM43 89V90H42ZM91 89H93V90H91ZM50 90V89H49ZM48 90V91H49ZM39 91V92H40ZM74 92H75V94H74ZM78 93V94H77ZM82 93V94H81ZM90 93V94H89ZM93 95V96H92ZM40 96V95H39ZM91 96V97H90ZM74 98H76V97H74ZM31 102H30V101ZM11 101V102H10ZM27 101V102H26ZM5 102V103H6ZM33 102V103H32ZM30 104H32V105H30ZM14 105V106H13ZM31 106H32V108H33V114H31L32 113V111H31V113H30V110H32V108H31ZM33 106H35L36 107V109H34L35 107H33ZM41 106H43V107H41ZM11 107H9V108H11ZM16 107V110L14 109ZM8 108V107H7ZM8 108V109H9ZM31 108V109H30ZM20 110V111H19ZM10 111V112H9ZM22 111V112H21ZM36 111V113L39 111L40 113H41V115H40V113H39V115H38V118H39V120L37 119V117H35V114H34V112ZM28 112L31 114V115H29L28 114ZM45 115L46 114V116H44L43 114ZM10 115H12V114H10ZM28 115V116H27ZM42 116V117H41ZM43 116H44V118H46V119H44L43 118ZM70 117V118H69ZM22 118H20L19 120L20 121H23V119ZM41 118V119H40ZM50 118V117H49ZM43 119H44V121H43ZM63 119V118H62ZM14 120V121H13ZM28 121H29V119H28ZM41 121H43V122H41ZM48 122V123H47ZM47 123V124H46ZM29 124V123H28ZM34 126H32V125ZM8 126H7V128L9 127V126H11V125H9V124H7ZM75 125V126H74ZM38 126H39V128H38ZM26 129V130H25ZM34 129V130H33ZM38 129V130H37ZM66 130V131H65ZM19 131V130H18ZM27 131V132H26ZM22 132V133H21ZM24 132V133H23ZM63 133V134H62ZM24 138V139H23ZM25 138L28 140H25ZM20 139V140H19ZM36 139V140H35ZM42 141V143H40L39 141ZM11 142V143H10ZM13 142V143H12ZM12 144V145H11ZM36 144V145H35ZM45 144H47L46 146H45ZM16 145V146H15ZM43 146V147H42ZM35 147L33 148V149H35ZM40 147H38V148H40ZM46 147H48V148H46ZM46 148V149H45ZM64 152V153H63ZM61 155V156H60ZM58 156V157H57ZM67 157V158H66ZM62 158H63V160H62ZM68 159V160H67ZM54 160H56V161H54ZM70 160V161H69ZM48 161H50V164H49V162ZM65 161V162H64ZM68 161V162H67ZM48 162V163H47ZM51 162H52V164H51ZM56 162V163H55ZM55 163V164H54ZM60 163V164H59ZM72 163V164H71ZM2 164V165H1ZM60 165V166H59ZM2 166H4L3 165V163L1 162V159H0V168L2 167ZM41 166H43L42 168H41ZM60 167V168H59ZM41 168V169H40ZM63 168V169H62ZM52 169V170H51ZM57 169V171H55ZM60 169V170H59ZM66 169V170H65ZM68 169V170H67ZM45 169H43L42 170V172L41 173H43V176L40 174V172H39V180L41 179L42 180V177H44V173L46 174V171H44ZM50 170H51V172H50ZM70 170L72 171V172H70ZM53 171V172H52ZM55 171V172H54ZM66 171V172H65ZM67 172H69V173H71L72 175H74L75 176V178H74V176H72V178L73 179H71V174H67ZM75 172V174H73ZM80 172V173H79ZM50 173H52V174H50ZM54 174V175H53ZM52 175V176H51ZM56 178H54V177ZM69 176V178H67ZM76 176H77V178H76ZM80 176V177H79ZM47 177H49L50 179H51V177H53L52 179H53V181L52 180H50L49 178H47ZM82 177V178H81ZM65 179V180H61V179ZM43 179V180H44ZM78 179V180H77ZM30 180H33L34 181V178L33 179H30ZM63 181L62 182V184H61V181ZM70 180H73V182L71 181L70 182ZM78 181V182H77ZM48 182V181H47ZM54 182V183H53ZM58 182H59V184H61V185H59L58 184ZM77 182V183H76ZM39 183H40V181H39ZM71 183H73V184H71ZM83 183V184H82ZM70 184V185H69ZM75 184V185H74ZM78 184V185H77ZM33 185V184H32ZM59 186V188L61 187V189H58V191L56 192L55 191V189H57L56 187H58ZM72 185V186H71ZM31 185H29V186H26V187H23V190H21L20 191V194H23V193H25V192H27L28 193V195H34V198H36L37 196V194H35L36 193V191H35V189H33L32 187H30ZM65 186H63V187H65ZM29 187V188H28ZM50 187V188H49ZM76 187V188H75ZM48 188V189H47ZM25 189V190H24ZM27 189V190H26ZM44 189V190H43ZM48 191H47V190ZM50 190V191H49ZM53 191V193H52V191ZM68 190V191H67ZM28 191H30V192H28ZM68 192V193H67ZM32 193V194H31ZM50 195H49V194ZM63 193V192H62ZM40 194L41 195H43V196H40ZM53 194V195H52ZM36 196V197H35ZM50 196H52V198L50 199ZM79 197V201H78V197ZM33 197V196H32ZM71 197V198H70ZM82 197H83V199H82ZM44 198L46 199L45 200V202H44ZM72 199H73V202H72ZM77 199V200H76ZM75 200V201H74ZM82 201H80V204H82ZM73 204H72V203ZM76 202V203H75ZM48 203H50V205H48ZM44 204V205H43ZM63 204H64V202H63ZM72 204V205H71ZM28 206H29V210H30V206H32V204L30 205V204H28ZM40 207H41V210H40ZM114 206H112L111 207V205H110V202L108 203V211H107V213H108V216L109 217H111V218H108V221H107V224H109L108 225V228L110 227V225L112 226V225H115V226H118V225H121V227L120 226H118V228L117 229H115V236H113L112 238L110 237L111 235L110 234H107V242H109L108 240H110V242L109 243H107V244H109L108 245V247H107V253L109 254V256H110V258L112 259V263H113V260L115 261L116 259L115 258H117V255L118 254H116V252L117 253H119V250L120 249H118V248H116V245L115 244H117V246H119L120 244L119 243H121V245H122V243H123V245H124V249H122L121 251H122V253H123V261H124V263H126V264H147L148 262V264H159V263H163V260L165 259V256H163V255H158V256H154V255H152V254H149L148 253V250H147V248H143L142 249V240H141V245H140V240L138 239V237H137V232H136V235H135V233L133 232V225H132V219H131V211H130V209L129 208H124V210L121 212V210H120V208H118V213L116 214V208H113ZM45 208V209H44ZM7 209V206H6V208H5V210ZM43 209V210H42ZM76 209V211L74 212V210ZM83 209H85V210H83ZM114 209V210H113ZM5 210H4V212H5ZM73 210V211H72ZM113 210V211H112ZM82 211H84V212H82ZM111 212V214H113L115 217H113L112 215H110V212ZM6 212H7V210H6ZM114 212V213H113ZM85 214V215H83V214ZM41 214V215H40ZM81 214V215H80ZM44 217V216H43ZM42 217V218H43ZM39 218V223L42 221V218L40 219ZM87 218V216L85 217V218H81L80 220H81V222L78 220L77 222H78V226H82V229L84 230V229H86V230H84V233L86 234V237H88V238H90V231L93 233V231H94V228H95V225L94 224H92V223H94L93 221H92V223L90 222L91 221V218H90V215H89V217L88 218H90V219H86ZM113 218V221H116L114 218H118V221H119V224L117 225V223H113L112 222V220L110 221V219H112ZM73 219V218H72ZM74 220H75V218H74ZM74 220H73V222H74ZM80 222V223H79ZM81 223H82V225H81ZM112 223V224H111ZM9 223H8V221L7 220H5L4 222H3V224H1L0 225V233H1V235H0V242H1V240L3 239L4 240V238L6 239V235H7V233L5 232L6 230H5V227H6V225H8ZM77 224V223H76ZM88 226H87V225ZM94 225V226H92V225ZM123 225H124V227H123ZM126 225V226H125ZM87 227H89V230L87 229ZM113 227V226H112ZM119 227H120V229H119ZM123 227V228H122ZM107 228V229H108ZM116 228V227H115ZM5 230V231H4ZM82 230V231H83ZM113 230H114V228H113ZM126 230V231H125ZM4 231V232H3ZM30 232L29 233H27V237L28 238H30L31 236H33V231L32 230H29ZM88 231H89V233H88ZM125 234H124V233ZM3 233V234H2ZM122 233L125 235H122ZM84 234V235H85ZM121 235V237H120V235ZM88 235V236H87ZM109 235V236H108ZM114 235V234H113ZM117 235H119L118 237H117ZM123 236H124V238H123ZM2 237V238H1ZM108 237H110V238H108ZM126 237L128 238L127 240H126ZM113 238H115V241H116V238H118L117 239V243L115 242V241H113L114 239ZM124 239H125V241H124ZM29 241V240H28ZM122 241H124V242H122ZM112 242H114L113 244H112ZM125 243V244H124ZM126 243H127V245H126ZM129 243H131V244H129ZM133 243V244H132ZM138 243H139V246H138ZM4 245V246H3ZM111 245V246H110ZM115 245V246H114ZM0 246H2V247H0V263L1 264H8L9 262H7V260L5 259L6 258V256H7V254H8V252H11V250H9V248H7L8 247V245H5L4 243H2L1 242V244H0ZM112 246H114V247H112ZM23 248H25V247H23ZM23 248L21 249V250H23ZM26 248H27V245H26ZM25 248V249H26ZM108 248H110L109 250L111 251L112 249H115L116 248V251L114 250V252H111V254H110V251H108ZM122 248H123V246H122ZM7 249V250H6ZM25 249L23 250L24 252H22L21 251V253L19 254V256L20 255H22V253H27V250L25 251ZM7 251V253H4V251ZM9 250V251H8ZM118 250V251H117ZM124 250H126V251H124ZM5 251V252H6ZM113 251V250H112ZM2 252V253H1ZM129 252V255L127 254ZM112 253H114V254H112ZM126 254V256H125V254ZM4 254H6V256L4 257ZM11 254V253H10ZM9 254V255H10ZM132 254H133V256H132ZM8 255V256H9ZM24 255V254H23ZM122 255V254H121ZM108 256V257H109ZM115 256V257H114ZM131 256V258H133L132 260H131V258H129ZM114 258V259H113ZM120 258V257H119ZM6 260V261H5ZM139 260V261H138ZM150 261H151V263H150ZM7 262V263H6ZM157 262V263H156ZM9 264H11V263H9ZM115 264V263H114Z\"/></svg>","mask_w":264,"mask_h":264}]
</instances>
